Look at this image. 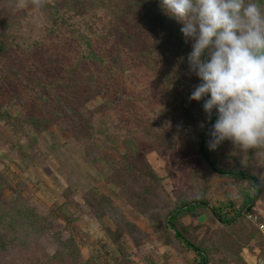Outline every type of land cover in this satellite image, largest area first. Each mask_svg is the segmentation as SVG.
Wrapping results in <instances>:
<instances>
[{"label":"rangeland","instance_id":"rangeland-1","mask_svg":"<svg viewBox=\"0 0 264 264\" xmlns=\"http://www.w3.org/2000/svg\"><path fill=\"white\" fill-rule=\"evenodd\" d=\"M257 2L264 6V0ZM123 6L124 17L134 12L142 22L139 27L151 40L145 49L149 56L132 57L126 43L130 31L120 43L107 34V67L115 66L120 56L118 65L124 70L108 78L107 94L87 105L86 117L95 118L101 129L96 141L76 138L72 125L54 124L70 94L45 90L39 99L28 95L20 104L29 90L13 85L0 90V99L9 96L17 106L7 100L1 108L6 120L0 119V264H256L260 235L247 218L238 216L253 190L241 178L216 173L203 158L198 142L210 123L204 111L195 108L190 120H175L172 91L191 95L200 83L187 61L172 60L173 51L179 50L169 32L182 25L164 14L160 0H123ZM98 16L107 19L108 27L115 22L102 11ZM45 24L37 22L32 39L45 37L51 22ZM76 25L82 32L101 28L92 14ZM47 50L14 58L13 70L28 80L25 64L38 65L43 75L56 78L59 70ZM0 67L6 69L2 60ZM104 102V112L95 109ZM33 115L53 123L35 133L25 120ZM80 121L78 128H84ZM153 121L162 126L158 130L165 126L168 136H157L152 129L133 134ZM255 151L242 153L227 140L211 150L226 172L258 180L262 190L253 206L264 214V161ZM132 162L139 171L124 172ZM116 178L131 179V193L152 191L159 199L145 204L148 209L135 208L110 183ZM191 200H203L204 210L183 217L178 230L205 254V263L167 223L169 212Z\"/></svg>","mask_w":264,"mask_h":264},{"label":"trees","instance_id":"trees-1","mask_svg":"<svg viewBox=\"0 0 264 264\" xmlns=\"http://www.w3.org/2000/svg\"><path fill=\"white\" fill-rule=\"evenodd\" d=\"M122 7H124L123 0H46V5L42 9H35L31 5L23 9H18L16 7V0H0V60L6 65V69L0 67L1 72H3V70L5 71L3 74L0 73V90H11V85L14 86L12 88L15 90H29L28 94L25 96L23 95L18 100L20 104H25L29 99L28 95L35 94L39 99V92L45 90H61L62 93L70 94V98L69 96L67 97L66 105L63 106L60 112V117L55 119L54 124L64 123L72 125L77 129L76 132L78 131L76 133V138L96 141V134H101V132H98L101 131V129L95 118L92 117L90 119L86 117L87 105L95 102L101 95L107 94L108 78L112 77L118 69L120 71L124 70V68L118 65L120 56H116L114 59L115 66H112V68L111 66L107 67V34L114 35L115 38H117L116 40L119 41L118 43H120V41H124V32L130 31L127 35L128 40L126 43L132 57L140 58L141 55H144L148 58L149 56V51L147 52L145 49L150 46L151 40L148 34L144 36L142 26L139 27L142 22L134 12L129 13L130 17L127 15L124 17ZM99 11L106 13L107 16L114 19L115 22L108 27L107 19L98 16ZM87 14H92L93 17L96 16L101 25L100 29L89 27L86 31L82 32L80 28H78L76 21L87 16ZM129 18L131 20H129ZM39 21L45 22V26L49 21L51 22V26L49 30H47L46 26L45 37L44 35L43 38L42 36H38V38L35 36L32 39L31 33L35 27L37 28V22ZM130 23L131 26H129ZM16 33L18 34L16 35ZM169 35L177 40L178 44L176 47L179 50L173 51L172 60L181 61L180 57H183V62H186L187 58L185 54L191 49V44L187 42L189 46H185L187 43L180 30L169 32ZM48 48L49 50H47ZM46 50L51 52V61L58 67L59 72H57L56 78L43 75L38 65H36V67L34 65L28 66L25 64L28 80H26L27 77H23L17 71L13 70L11 62L14 58L31 57L34 52L40 51L45 53ZM162 54H165V52L162 51ZM161 61H166V58L164 57ZM150 62L153 63L151 60ZM178 91L179 90L172 91L173 96L171 100V106L175 108L173 110L176 111L175 120L177 123L182 119L190 120L195 108L203 111L202 105L204 102L203 100L192 101L189 99L190 93L188 95L187 92L183 94ZM36 99H33L32 102L37 101ZM7 100L8 103L10 102L15 108L17 107L14 105L15 100L9 96L6 97V100L0 99V119L2 120H6L5 115L1 112V108ZM105 106L106 102L96 106L95 109L104 112L106 109L104 108ZM19 110V112L22 113L21 109ZM178 112H180L179 115ZM53 114L54 116L56 115V113ZM25 120L29 122L28 128H31V130L38 134L44 132L53 123L47 117L42 119V117L36 115L25 118ZM80 120L83 121L82 126L84 128H78V123L81 122ZM215 120L216 114L214 110L208 127L205 128L199 139V150L213 171L221 175L241 178V180L245 181L251 190H253L252 196L243 204L238 216L241 215L243 218H247L258 232L257 225L249 218V215L262 217V213L257 211L253 206L261 193L262 186L258 180L250 174L232 171L226 172L220 164H217L216 158H212L214 155L213 152L209 150L208 141L211 139L209 132ZM42 123L46 125L44 126ZM11 126L13 127V124H11ZM161 127L159 123L153 121L151 127L147 128L144 126V130L141 132L134 129L136 131H133V134L136 135L138 132L143 134L146 130L152 129V131H156L157 136H168L165 126L163 129L158 130ZM131 140L136 142L134 138ZM134 148L137 152L139 149L137 143H135ZM128 164L129 163H127V165ZM135 167H137L136 163L132 162L126 167L124 172L128 173L131 171V173H133L135 170H138ZM119 173H121V171ZM122 175L125 174L123 173ZM110 183L116 185V187L119 188L120 195L127 199L132 206L140 210L148 209L145 204L151 202V199H154V204L155 200L159 199L158 195L152 191H143L137 195L136 192L131 193L130 191L134 186V182H132L131 179L129 183L127 179L119 180L116 178L110 181ZM190 203H193V205L190 206ZM204 207L205 202L203 200H191L190 202L185 201L177 205L174 210L168 213L167 223L175 230L176 237L178 236L185 240V237L178 230L179 221L183 217L199 210L203 211ZM229 222V220L224 221V223ZM185 242L190 249L193 248L198 252L197 254L205 263L206 256L200 248L195 247L187 240H185ZM261 248H263L262 244Z\"/></svg>","mask_w":264,"mask_h":264},{"label":"clouds","instance_id":"clouds-1","mask_svg":"<svg viewBox=\"0 0 264 264\" xmlns=\"http://www.w3.org/2000/svg\"><path fill=\"white\" fill-rule=\"evenodd\" d=\"M42 9L46 0H16V7ZM160 8L181 24L189 71L200 83L189 97L203 100L210 121L209 150L230 141L264 161V6L257 0H160ZM183 61V57L180 58ZM204 127L203 123L200 125Z\"/></svg>","mask_w":264,"mask_h":264},{"label":"built area","instance_id":"built-area-1","mask_svg":"<svg viewBox=\"0 0 264 264\" xmlns=\"http://www.w3.org/2000/svg\"><path fill=\"white\" fill-rule=\"evenodd\" d=\"M249 218L257 225L258 233L263 244V248L258 254L256 264H264V214H262V217L250 215Z\"/></svg>","mask_w":264,"mask_h":264}]
</instances>
